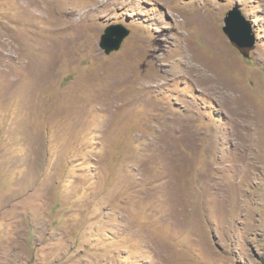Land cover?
Returning a JSON list of instances; mask_svg holds the SVG:
<instances>
[{
  "label": "rangeland",
  "instance_id": "374dc122",
  "mask_svg": "<svg viewBox=\"0 0 264 264\" xmlns=\"http://www.w3.org/2000/svg\"><path fill=\"white\" fill-rule=\"evenodd\" d=\"M0 264H264V0H0Z\"/></svg>",
  "mask_w": 264,
  "mask_h": 264
},
{
  "label": "water",
  "instance_id": "95a60500",
  "mask_svg": "<svg viewBox=\"0 0 264 264\" xmlns=\"http://www.w3.org/2000/svg\"><path fill=\"white\" fill-rule=\"evenodd\" d=\"M223 30L229 40L239 48H249L254 45L255 37L251 32L250 23L236 9L230 10L225 16ZM127 33L128 30L121 25L108 26L99 39V45L106 53L118 49Z\"/></svg>",
  "mask_w": 264,
  "mask_h": 264
},
{
  "label": "bare ground",
  "instance_id": "6f19581e",
  "mask_svg": "<svg viewBox=\"0 0 264 264\" xmlns=\"http://www.w3.org/2000/svg\"><path fill=\"white\" fill-rule=\"evenodd\" d=\"M162 1H164V2H169L170 0H162ZM210 36H211V35H210ZM209 38H210V37H209ZM214 39H215V38H214ZM215 48H216V47H215ZM218 48H219V47H218ZM216 49H217V48H216ZM217 50H218V49H217ZM191 53H192V52H191ZM185 54H186V53H185ZM189 54H190V53H189ZM185 56H186V55H185ZM185 58H186V57H185ZM211 58H212V57H211ZM211 58H210V59H211ZM189 59H190V58H189ZM192 59H193V58H192ZM216 59H217V57H216ZM192 61H193V60H192ZM194 61H195V60H194ZM206 61H207V60H206ZM209 61H210V60H209ZM197 62H198V61H197ZM214 62H215V60H214ZM214 62H213V64H214ZM198 63H199V62H198ZM198 63H197V64H198ZM201 63H202V62H201ZM203 63H204V61H203ZM207 63H208V62H207ZM211 63H212V62H211ZM211 63H210V64H211ZM199 64H200V63H199ZM210 64H208V65H210ZM213 64H212V65H213ZM195 65H196V64H195ZM195 65H194V66H195ZM204 65H205V64H204ZM208 65H207V66H208ZM198 67H199V66H197V68H198ZM205 67H206V66H205ZM209 67H210V66H209ZM209 67H207V68H209ZM203 68H204V67H203ZM210 68H211V67H210ZM212 68H213V66H212ZM207 70H208V69H207ZM192 71H194V70H192ZM205 71H206V70H205ZM210 71H211V70H210ZM201 72L204 73V69H201ZM208 72H209V71H208ZM208 72L206 71V73H208ZM204 76H205V75H204ZM212 76H213V75H212ZM216 76H217V75H216ZM213 79H215V78H213ZM205 81H206V80H205ZM220 91H221V90H220ZM224 91H225V90H224ZM226 93H227V92H226Z\"/></svg>",
  "mask_w": 264,
  "mask_h": 264
}]
</instances>
